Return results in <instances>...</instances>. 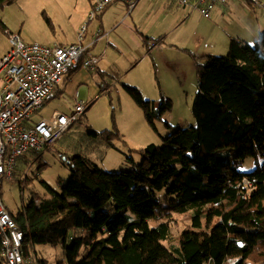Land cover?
<instances>
[{
  "label": "trees",
  "instance_id": "16d2710c",
  "mask_svg": "<svg viewBox=\"0 0 264 264\" xmlns=\"http://www.w3.org/2000/svg\"><path fill=\"white\" fill-rule=\"evenodd\" d=\"M201 59L194 125L131 150L140 161L127 155L113 173L80 154L65 156L70 174L57 179L58 190L46 186L48 196L16 213L5 207L23 234L24 260L51 264L27 253L48 244L61 246L65 264H264V31L252 45L232 38L225 54ZM125 89L150 125L171 108L167 97L149 101ZM99 134L108 143L120 137L116 129ZM247 158L254 167L244 171ZM182 214L189 226L169 249L163 241ZM0 264H8L1 245Z\"/></svg>",
  "mask_w": 264,
  "mask_h": 264
},
{
  "label": "rangeland",
  "instance_id": "374dc122",
  "mask_svg": "<svg viewBox=\"0 0 264 264\" xmlns=\"http://www.w3.org/2000/svg\"><path fill=\"white\" fill-rule=\"evenodd\" d=\"M11 1H5L0 5V53L8 46L7 37L3 34V23L11 26L21 24L24 27L23 29L27 31H38L44 37L50 36L56 39V36L61 34L59 25L65 22L66 15L70 17L74 14L84 15L90 2L89 14L93 2V0H39L38 4L40 6H37L38 4L34 0H24L22 8L25 9V13L29 17L27 21L25 18L24 22L20 20L22 13H20L21 10L18 4L22 0ZM184 7L190 9L189 5ZM181 9H184L183 13L182 11L179 12V24L181 25L172 28L167 38L170 50H167L165 54L171 60L169 64L163 66L167 80L161 82V85L155 83L149 88L142 87L141 90L138 88L142 97L149 101L158 100L160 97L169 98L172 103L170 110L165 112L160 119L154 120V125H150L146 121L141 108L124 87V85L130 84L125 81L126 77L128 79L135 78L136 82L143 83L147 81L151 74L153 79H155V74L160 77L164 76L160 74V68L157 72L154 71L155 66L149 55L144 59L140 58L131 73H121L120 82L114 85H112V76H104L107 83H96L95 73L90 72L89 68L78 66L80 67V76L70 82L63 80L59 86L60 90L48 99L41 108L30 114V121L36 122L41 119H48L55 111L72 113L76 91L78 93L76 99L85 103L84 111L68 130L49 146L47 145L43 149L30 150L25 153V156L22 155V158L19 157L11 179L2 178L1 203L8 211L18 212L23 204H27L31 199L38 203L42 198L48 196L46 186L58 190L57 179H67L70 174L69 167L64 163L65 156L71 157L80 154L89 158L91 162L99 167L113 173L121 167L127 166L125 160L127 155L131 154L135 162L140 161L139 154L131 152V150L140 149V147H145L148 144L161 145L163 138L177 126L194 125L191 103L197 90V79L194 67L191 65L193 59L189 53H201L208 48L209 43L202 38L201 32H205L210 26L208 23L210 18L203 17L197 9L193 11L188 8ZM185 9L188 12L190 11L187 17H184L186 16ZM42 10H45L46 13H42ZM88 14L86 15V21L82 24H85L86 27L87 23L95 19L99 13L90 20H88ZM44 16L51 18L52 27L55 30H51L52 27L50 28ZM80 28H77L76 35L79 33ZM142 37L139 39L140 43L143 44V39L146 38L145 35ZM142 47L144 51H147L148 46L142 45ZM185 49L188 51L186 52ZM226 51L227 49L221 52L218 44L213 50V55H223ZM125 56H128V54H125ZM196 57L200 63L205 62L200 56ZM144 70L148 74L145 80ZM179 75H186V79H181V82L177 83L175 78ZM114 129L118 130L120 137L114 138L111 143H108L99 134L102 130L110 132ZM91 131L97 132L99 135H93ZM36 156H38V159H34ZM249 160L251 161V159H245L246 162L242 170L249 171L253 169L254 164ZM21 186L22 189L19 190ZM201 220L204 226V217ZM150 225H154L151 220ZM188 226V215L175 216V221L171 225L170 238L164 240L163 244L169 249L176 247L178 233ZM79 251L78 258L83 255L85 249L81 248ZM27 253H29V258L32 261L40 258L51 264L59 261L65 264V254L61 246L52 248L48 244H35L29 246ZM233 261V259H227L225 264H232Z\"/></svg>",
  "mask_w": 264,
  "mask_h": 264
},
{
  "label": "crops",
  "instance_id": "0c3cea01",
  "mask_svg": "<svg viewBox=\"0 0 264 264\" xmlns=\"http://www.w3.org/2000/svg\"><path fill=\"white\" fill-rule=\"evenodd\" d=\"M23 1H19L18 4L21 10L20 13H22L20 20L25 22V18L27 21L29 17L25 13V9L22 8ZM34 1L37 4L39 2V0ZM37 6H40V4ZM89 7L90 2L87 5V10L84 15L74 14L72 17L66 15L65 22L59 25L61 34L57 35L56 39L50 36L44 37L38 31H27L23 29L24 27L21 24L11 26L3 23V28L8 29L10 32L18 33L19 38L25 42H38L44 44V46L71 44L75 43L78 39L75 36L76 30L86 21ZM127 8V5L123 1H115L102 9L98 16L88 22L87 27L85 26V34L82 35L81 43L87 45L86 55L98 56L95 68L89 69L91 70L90 72L96 74V83H105L104 76L109 75L113 77L112 85L118 84L121 73H131L140 58L144 59L148 55L155 66L154 71L157 72L158 68H160V74L164 75L163 66L171 62L165 54L167 50H170L167 38L172 28L181 25L179 24V12L182 11L183 13L184 11L181 8L189 9V7L180 6L171 0H138L131 9ZM194 9L190 6L189 10L193 11ZM44 11L42 10L41 12L43 13ZM190 11H186V16L184 17H187ZM210 15L211 17H209L208 22L210 26L205 32H201L202 38L207 40L209 46L201 53H191L194 57L190 56L194 61V63L191 61V65L194 67L195 73L196 61H198L196 56L213 55V50L218 44L222 52L228 48L229 41L232 38L243 43L252 44L257 34L264 31V0H257L255 3L250 2L245 4L242 0H227L226 4L216 6ZM48 19L51 21L50 17ZM92 23L94 24L91 25ZM4 29L3 34L7 37ZM97 29H100L102 32L98 36L95 35ZM51 30H55L54 27ZM143 35H145L146 39H143L142 44L139 38ZM142 45L148 46L147 51L143 50ZM8 48L9 44L0 53V58L6 53ZM185 51L187 52L188 50L185 49ZM125 54H128V56H125ZM78 66L72 69L71 72L69 71L61 82L63 80L70 82L72 79L79 77L80 67L82 66ZM143 72L145 80L148 74L146 70ZM131 79L126 77L125 81L131 84L127 85L137 86L136 88L141 90L142 87L149 88L151 85H155V83L161 85V82L166 81L167 77L165 75L160 77L155 74V79H153L151 74L147 81L143 83L136 82L135 78ZM181 79H186V75L176 76L175 81L180 83ZM60 83L57 85L54 95L60 90ZM76 94L78 96L77 91L75 92V97L77 98Z\"/></svg>",
  "mask_w": 264,
  "mask_h": 264
},
{
  "label": "built area",
  "instance_id": "2783aa9c",
  "mask_svg": "<svg viewBox=\"0 0 264 264\" xmlns=\"http://www.w3.org/2000/svg\"><path fill=\"white\" fill-rule=\"evenodd\" d=\"M123 1L131 9L138 0H93L88 20L107 5ZM180 6H191L205 17L227 0H171ZM245 3L257 0H242ZM85 24L81 25L77 42L45 45L25 42L16 32L4 29L9 48L0 58V189L2 178L11 179L18 157L30 150L43 149L53 143L83 113L85 103L76 99L72 113L52 112L50 118L30 121V114L52 98L63 77L78 65L94 69L98 56L86 55L81 43ZM101 34L97 29L95 35ZM77 96V94H76ZM1 191V190H0ZM0 245L8 264H33L24 260L22 232L1 203Z\"/></svg>",
  "mask_w": 264,
  "mask_h": 264
}]
</instances>
